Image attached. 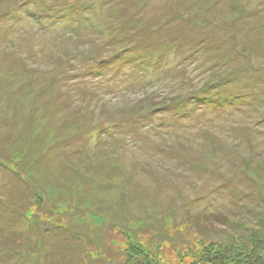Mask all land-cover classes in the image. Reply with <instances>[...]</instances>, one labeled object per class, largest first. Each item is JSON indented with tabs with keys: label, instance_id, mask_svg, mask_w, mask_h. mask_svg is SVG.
<instances>
[{
	"label": "rangeland",
	"instance_id": "1",
	"mask_svg": "<svg viewBox=\"0 0 264 264\" xmlns=\"http://www.w3.org/2000/svg\"><path fill=\"white\" fill-rule=\"evenodd\" d=\"M63 1L73 8L56 19L44 10L60 0H0V69L41 71L4 113L44 107L48 89L63 103L33 131L31 175L11 171L5 145L21 141L0 116V264H189L203 249L195 239L264 238V0ZM77 28L102 52L67 39ZM129 45L125 57L140 63L100 67L88 80L99 90L91 120L76 119L87 54L117 58ZM147 51L156 57L141 63ZM47 185L67 205L49 193L34 208Z\"/></svg>",
	"mask_w": 264,
	"mask_h": 264
},
{
	"label": "trees",
	"instance_id": "2",
	"mask_svg": "<svg viewBox=\"0 0 264 264\" xmlns=\"http://www.w3.org/2000/svg\"><path fill=\"white\" fill-rule=\"evenodd\" d=\"M181 1H183V0H181ZM61 2H62V6H60V4H56L51 10H48V8L47 9L45 8L44 11H49L50 16L52 14L53 15L56 14L55 15L57 17L56 19H58L62 16H66L67 15L66 13L71 11V8H73V4L70 1L60 0V3ZM45 7H46V5H45ZM58 10H59V13H57ZM36 17L41 18L40 20H35V21L39 22V24L37 26L43 27L44 29H46V27L48 26L47 21L45 19H43L42 15H36ZM46 17H49V16H46ZM196 19L197 18H194V20H196ZM105 28H107V27L104 25L103 26L101 25V27L97 30V34H101L105 30ZM88 33L89 34H87V33L84 34V32H81V28H77L76 33L68 35L67 39H70L71 37H73L72 39H75V40H79L80 38H84V42H85L84 44L87 45L90 50L96 49L93 51L102 52V50L99 49V45H101L99 37L96 36L98 39V44H97L98 47L93 48L91 45L95 44L96 37L93 39L90 35V32H88ZM121 34L122 35H119V36H117V34H116L115 37L119 41L123 42V38L125 37V33H121ZM130 50H131V45H129L128 47H125L122 50V52L117 51V54H118L117 58H115V56H114V58H111V59L100 58L102 60H100V59L96 60L91 52H89V54H87L88 56L83 55L81 53V52H84L83 50L80 52H77V53H80L82 56H87L88 62H86L85 64L83 63L82 64L83 66L78 68V71H80V72H78V76L81 75L83 80H86V81H83V83H80L85 88L84 91H82V94L77 90V88L74 87L76 85L79 86V83L76 84V81H75L74 85H71L72 88H74L73 90L76 89L78 91V95H82L81 100H79L80 105L77 106V108L74 111V114L76 115V119L80 118L83 121L91 120L90 117L88 116L89 113L87 111V105H89L88 101H93L92 100L93 95H95V92H97L99 90L97 88H94L93 85L89 84L88 80H89V77H91V76L104 74L103 69H101L100 67H103L106 63H112L113 59H114V61L117 59L115 63H120V62L126 63V61H127V65H130L129 63H133V64L134 63L135 64L140 63L138 60L132 59V57H125V53L130 51ZM157 54H158V52H157ZM155 55H156V52L147 51L146 55L143 57V62H141V63L148 64L151 61L153 62V58L156 57ZM34 58L41 60L40 57H34ZM17 60H19V59L15 58L14 62ZM34 60H36V59H33V61ZM30 69H31L30 66L25 67L24 65H15L13 70H11L10 68L8 69L7 67H2L0 69V91L1 90L3 91V93L0 94V116H2V119H4L5 122L9 121V123L12 124L13 130L14 129L16 130V134L18 137H20V141H21V145H20L21 148L18 147L15 137L12 138L11 140L9 139V142L6 143V145H5L6 149L9 151V154L11 156L9 161H10L12 166L10 167V169H11V171L16 172V173H18V169L20 167L22 168L23 165L27 167L26 172H28V173L32 169L31 164H28V162H30V158L34 159L35 157L31 156L30 152L32 151V149L29 150L27 145L28 144L31 145L32 143H34L32 140L33 139V131H35V130L41 131L42 129L44 130L45 129L44 125H45L46 120L50 121L51 117H52V116L50 117V115H48L47 117L42 116L43 112L47 111L49 114L52 113V115H53L57 111L60 112L61 108H63V103H57V101H59V100H57V98H56L57 95L53 93L54 91L52 89H48L47 93H46L48 98L43 103L44 107H42V105H40L38 109L36 107L33 108V106H34V104H32L33 101L29 103V101L27 100L23 104L20 103V105H18V108L16 109V112L11 113L9 116L7 113L6 114L4 113V110L7 108V106H9L8 104H9L10 99H12V97H9L11 92L13 94L17 93V91H20L24 87H25V89L29 88L32 90L33 89L37 90V88L39 87L38 84L40 83L39 79L41 77V71L39 70L36 72L37 68H36V70L35 69L30 70ZM64 71H63V67L57 68L55 70V74H53V76L55 77V80L59 79L61 77V75H64L63 73L67 72V71L66 72H64ZM53 76L49 75L48 77H44V79H48V80H50V82L51 81L54 82ZM72 76H74V75H72ZM84 77H86V79H84ZM95 77H97V76H95ZM74 78H76V76H74ZM98 88H100V86ZM71 92L73 93L74 91H71ZM14 99L16 100V102L18 101V103H19L20 97L17 96V97H14ZM99 103H102V99ZM28 104H30V105H28ZM93 105L96 106V110H99V112H100L98 117L100 118V116L103 114V118H100V119H107L108 120L109 114L106 113V109L104 107V104L103 105L102 104L96 105L93 102ZM32 108H33V110H32ZM90 114H93V110H90ZM5 115H6V117H5ZM28 117L31 118L30 121L27 120ZM78 123L76 122L73 125H77ZM56 124H59V123H56ZM103 124H107V123H103ZM102 127L104 128L105 126L102 125ZM50 128L53 131V134H54V132L58 133V131L60 130V129H58L59 127L57 125H56V129L54 127H50ZM105 128H108V127H105ZM52 136H54V135H52ZM1 147H3V146H1ZM11 148H15L17 150H14L13 153H11V150H9ZM3 160L4 159H0V164L6 165V162H3ZM20 174H22V173H20ZM29 175H31V173H29ZM51 189H56V188H54L53 186L49 187L47 185V186H45L44 193H42L39 190L36 192L35 197H34V199L36 201L34 204V208H36L37 210H42L43 202H44L43 200H46V198H44V197L46 195H48L49 193L53 196L59 195L58 199L60 198L62 200V203H64V205H67V199L68 198H66V200H65V196L61 193L62 191H60L58 189H56V191H52ZM59 208L60 207L56 208V210H60L58 212H65V210H61ZM217 220L219 222L224 221L223 219H221L219 217L216 219V221ZM232 237H233V239L231 242H226V241L221 242V241H211V240L209 241V240H205V239H201V238L195 239V244H200L203 249H202L201 253H198L195 256V258L189 262V264H264V238L262 236L257 235V234H252V235H247V236L236 234V235H233ZM17 241L19 242V240H17ZM13 243L15 244V242H13ZM26 244H29V243H26ZM20 246L22 248L23 245L21 244ZM137 248L138 247H136V249ZM188 250H191L189 248V246L187 248V252H188Z\"/></svg>",
	"mask_w": 264,
	"mask_h": 264
}]
</instances>
